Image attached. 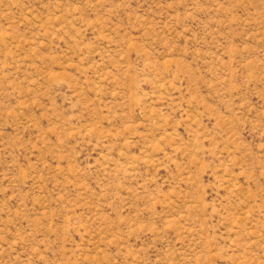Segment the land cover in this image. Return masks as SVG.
Wrapping results in <instances>:
<instances>
[{"label":"rangeland","instance_id":"374dc122","mask_svg":"<svg viewBox=\"0 0 264 264\" xmlns=\"http://www.w3.org/2000/svg\"><path fill=\"white\" fill-rule=\"evenodd\" d=\"M0 264H264V0H0Z\"/></svg>","mask_w":264,"mask_h":264}]
</instances>
